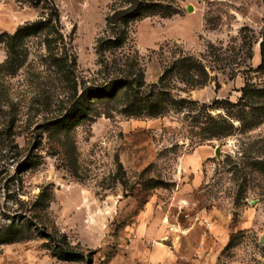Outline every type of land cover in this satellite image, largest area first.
<instances>
[{
    "label": "rangeland",
    "instance_id": "obj_1",
    "mask_svg": "<svg viewBox=\"0 0 264 264\" xmlns=\"http://www.w3.org/2000/svg\"><path fill=\"white\" fill-rule=\"evenodd\" d=\"M127 6L0 0V264H154L167 218L176 264H264V0ZM183 57L205 74L161 83ZM128 83L165 111L126 113Z\"/></svg>",
    "mask_w": 264,
    "mask_h": 264
},
{
    "label": "trees",
    "instance_id": "obj_2",
    "mask_svg": "<svg viewBox=\"0 0 264 264\" xmlns=\"http://www.w3.org/2000/svg\"><path fill=\"white\" fill-rule=\"evenodd\" d=\"M54 12H52L51 16L54 17L53 19H46L44 20H39L36 22L31 23L30 25H26L25 27H22L20 29H18V31L13 35V39L12 40H22L23 38H25L26 36L32 35L33 33H37L38 31L42 30V29H47L48 27H51L50 25H53L55 23L59 22V16L57 14L56 9H53ZM162 17H166L169 15V13H166V11H162ZM262 54V63L260 65V68L264 66V51H261ZM173 72H178V73H183V75H190L192 73H204L205 74V70L203 69V67L201 66V64H199V62L193 61L191 58L189 57H183L181 60H179L176 64L173 65V67L171 68V70L167 73H165L162 77H161V83H163L165 81L166 76L169 73H173ZM138 76V86L143 87V78L144 76L142 74L139 73ZM205 80L201 79L198 81V85H204ZM132 83H128V84H122V87H125V100L127 102L126 105V113H130V114H138V113H143L146 112L149 116H153L156 117L160 114H162L165 109H166V105L168 104L169 100H164L163 97L165 96L163 90L158 91L157 93H155V91H152L150 94H146V95H141L139 92H135L132 89L131 86ZM117 88H120V85L117 86ZM116 88V89H117ZM155 90V89H153ZM115 90L112 88H108L105 90V93L102 94L100 96V98H104V97H109V98H113L115 97ZM140 94V95H139ZM136 96H140L139 98H137ZM163 99V100H162ZM80 111H83L80 109ZM225 133V132H223ZM222 133V134H223ZM230 132H228L227 134L229 135Z\"/></svg>",
    "mask_w": 264,
    "mask_h": 264
},
{
    "label": "built area",
    "instance_id": "obj_3",
    "mask_svg": "<svg viewBox=\"0 0 264 264\" xmlns=\"http://www.w3.org/2000/svg\"><path fill=\"white\" fill-rule=\"evenodd\" d=\"M185 217L188 218L189 215L187 214ZM164 224L166 226V233L160 239L161 246H163L169 254L173 255L176 250V245L179 244L180 238L185 234L187 229L185 227H178L175 223L170 222L168 218L164 220ZM214 227L215 225L211 218L202 217L201 228L204 238L213 236ZM199 248L204 247L200 244Z\"/></svg>",
    "mask_w": 264,
    "mask_h": 264
},
{
    "label": "crops",
    "instance_id": "obj_4",
    "mask_svg": "<svg viewBox=\"0 0 264 264\" xmlns=\"http://www.w3.org/2000/svg\"><path fill=\"white\" fill-rule=\"evenodd\" d=\"M180 227L182 228L184 226L180 225ZM162 229H160V231H159L160 232L159 235L161 234V236H160L161 238L166 233V226L163 227ZM201 236H202L201 238L203 240L204 237H203L202 234H201ZM202 245H203V247H205L204 244H202ZM202 249H204V248H202ZM145 253H146V251H139L138 257H140V260L142 259L141 261H147L148 259H150L155 264V263H158L159 261H161L165 257L166 259L167 258L169 259V263L168 264H176L175 252H174L173 255L166 254V250H165V248L163 246L155 247L152 252L149 251V253H147V254H145ZM145 255H147L149 258L145 257Z\"/></svg>",
    "mask_w": 264,
    "mask_h": 264
},
{
    "label": "water",
    "instance_id": "obj_5",
    "mask_svg": "<svg viewBox=\"0 0 264 264\" xmlns=\"http://www.w3.org/2000/svg\"><path fill=\"white\" fill-rule=\"evenodd\" d=\"M128 6L115 11L111 16L112 25H116L122 19L135 13L141 5V0H127ZM191 10V8H190ZM260 243L264 245V233L260 238Z\"/></svg>",
    "mask_w": 264,
    "mask_h": 264
}]
</instances>
